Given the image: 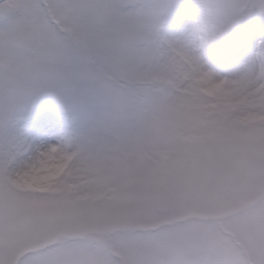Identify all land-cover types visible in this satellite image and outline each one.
Masks as SVG:
<instances>
[{"label":"snow or ice","instance_id":"snow-or-ice-1","mask_svg":"<svg viewBox=\"0 0 264 264\" xmlns=\"http://www.w3.org/2000/svg\"><path fill=\"white\" fill-rule=\"evenodd\" d=\"M0 264H264V0H0Z\"/></svg>","mask_w":264,"mask_h":264}]
</instances>
